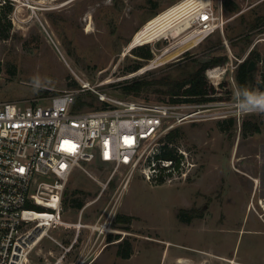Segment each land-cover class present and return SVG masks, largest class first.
<instances>
[{
  "label": "rangeland",
  "instance_id": "1",
  "mask_svg": "<svg viewBox=\"0 0 264 264\" xmlns=\"http://www.w3.org/2000/svg\"><path fill=\"white\" fill-rule=\"evenodd\" d=\"M176 1L0 0V25L11 20L7 34L1 35L0 30V100L43 102L59 91L75 90L76 98L89 101L93 97L92 104H77L78 108L92 109L102 102L81 89L88 81L113 96L165 101L169 95L159 90V84L127 94L121 83L166 73L181 76L211 57L226 56L204 71L213 86L208 118L171 128H176L171 144L190 150L196 162L186 177L149 180L144 162L132 167L94 159L75 165L62 194L63 219L75 220L80 211L81 207L69 203L73 196L84 200L85 221H94L115 203L113 230L90 237L96 251H83L88 239L82 234L79 248L67 252L75 264H264V114H234V87H240L237 66L232 67L251 50L258 52L261 59H253L249 85L250 90H258L264 65V0H213L215 21L222 23L223 31L216 29L172 58L150 66L156 54L188 29L127 44L148 18ZM233 2L237 7L230 9ZM139 44L150 47L151 58L134 53ZM137 62L141 65L131 70ZM221 112L226 115L219 116ZM244 121L248 128L257 125L259 129L245 130ZM183 210L192 213L187 220ZM68 227L58 225L50 231L68 244L72 235ZM123 239L130 243L129 257L117 253ZM49 248L54 254L62 251L44 236L31 254V264L52 261Z\"/></svg>",
  "mask_w": 264,
  "mask_h": 264
},
{
  "label": "built area",
  "instance_id": "2",
  "mask_svg": "<svg viewBox=\"0 0 264 264\" xmlns=\"http://www.w3.org/2000/svg\"><path fill=\"white\" fill-rule=\"evenodd\" d=\"M197 6L187 28L199 29L202 37L216 29L222 32L213 0ZM81 89L94 93L102 104L81 110L75 90L59 91L43 102L0 100V264H31V254L44 236L65 252L82 227L94 238L113 230L114 202L94 221L83 220L82 206L75 220L62 217L65 183L80 162L98 159L132 167L144 162L146 178L157 181L167 175L186 177L196 165L190 150L173 146L166 135L178 123L208 118L210 99L137 100L113 96L88 81ZM168 147L173 148L169 157L162 154ZM58 225L71 228L68 244L51 233ZM47 252L52 254L51 249ZM61 257L48 264H59Z\"/></svg>",
  "mask_w": 264,
  "mask_h": 264
},
{
  "label": "trees",
  "instance_id": "3",
  "mask_svg": "<svg viewBox=\"0 0 264 264\" xmlns=\"http://www.w3.org/2000/svg\"><path fill=\"white\" fill-rule=\"evenodd\" d=\"M224 3H226V0L224 1ZM236 7L237 5L235 2H233V4L229 6L230 9H234ZM10 21H11L10 19L7 20L8 24L6 26L0 25L1 35L7 34L6 30L8 29L10 25ZM252 24H255V23H252ZM133 51L135 54H137L138 56L144 59H149L152 57V51L147 44H139L135 46ZM224 58H226V56L211 57L209 60L200 62L194 70L186 72L181 76L171 77L168 73H166L164 75H161L158 78L154 77L152 79H145L144 77L125 79L121 83V88L123 92L127 94L129 93L136 94V93H140V91L143 90L145 87L151 86L156 83L162 86L161 88H159V90L161 92L167 93L169 95L168 100L170 101L176 100L179 98L190 99V100H203L205 98L211 99L213 96L209 94V91L213 89V86L208 84V81L205 78L204 71L206 69V66L213 65L216 59L221 60ZM253 59L255 61H258L259 59H261L259 53L256 52L255 50H251L249 55L245 59H243L241 62L238 63L237 70H236V79L239 84V87L247 86L249 88V85L252 84L253 70L252 68H249L250 66L249 64H250V61ZM140 65L141 63L137 62L133 64L130 67V69L131 70L136 69ZM257 86H258L259 92H264V65H262L261 67L260 77H259ZM91 98L93 99V97ZM92 99L87 101L85 99L75 98L76 100L75 103L76 105L78 104L79 106L86 104V103L92 104L93 103ZM229 119L230 121H232V118H229ZM246 125H247V121H244L243 127L245 130L248 128ZM248 129L258 130L259 128L257 125H254ZM175 134H176V128L170 130L167 133L166 137L168 139H171L175 136ZM162 154L167 157L172 156L173 148L172 147L166 148L162 152ZM69 203L73 207L80 208L83 205L84 200L83 198L73 196L69 199ZM183 211L187 213L188 210L187 211L183 210ZM183 215L185 219L187 220L190 217V215H192V213L191 214L187 213V215L185 214ZM117 253L121 255L122 257L130 256L131 249H130V243L128 240L126 239L120 240L119 246L117 248Z\"/></svg>",
  "mask_w": 264,
  "mask_h": 264
},
{
  "label": "bare ground",
  "instance_id": "4",
  "mask_svg": "<svg viewBox=\"0 0 264 264\" xmlns=\"http://www.w3.org/2000/svg\"><path fill=\"white\" fill-rule=\"evenodd\" d=\"M205 1L206 0H177L156 15L154 14V16L148 18V20L133 33L127 47L139 42L152 40L158 36H166L173 30L182 32L188 29L180 39H177L172 44L165 47L161 53L156 54L149 62L151 66L172 58L183 50L195 45L201 39L202 32L199 29L189 30V28H187L190 26L189 17L193 15L191 12L195 9V6L198 5V8ZM190 29L193 28L191 27ZM255 179L256 181L258 180L257 178ZM262 206H264V204H262Z\"/></svg>",
  "mask_w": 264,
  "mask_h": 264
},
{
  "label": "clouds",
  "instance_id": "5",
  "mask_svg": "<svg viewBox=\"0 0 264 264\" xmlns=\"http://www.w3.org/2000/svg\"><path fill=\"white\" fill-rule=\"evenodd\" d=\"M234 114H264V92L250 90L247 86L240 87L235 93Z\"/></svg>",
  "mask_w": 264,
  "mask_h": 264
},
{
  "label": "crops",
  "instance_id": "6",
  "mask_svg": "<svg viewBox=\"0 0 264 264\" xmlns=\"http://www.w3.org/2000/svg\"><path fill=\"white\" fill-rule=\"evenodd\" d=\"M84 234V238L85 239H88L85 243V246L83 248V251L86 253V254H91L92 252L94 253L96 251V246H95V243L94 244H91L92 243V240H90V237L92 238V235H89L88 233V229L86 227H82L79 235L77 236L76 240L74 241V243L72 244V246L67 249L65 252L61 251V250H58V252L56 254L52 253V255L54 256V258L60 254H62V257L60 259V263L59 264H75V261H69L68 260V257H67V252H70L72 251V249H74L75 247L79 248V245L78 243L79 242V237L80 235ZM76 244V245H75ZM51 249V248H49ZM52 250V249H51ZM80 250V249H79ZM53 252V251H52ZM48 253V252H47ZM81 254L79 255L78 259L80 258ZM88 256V255H87ZM96 253L94 254V257H96ZM93 257V259H95ZM93 261V260H92ZM91 261V262H92Z\"/></svg>",
  "mask_w": 264,
  "mask_h": 264
},
{
  "label": "water",
  "instance_id": "7",
  "mask_svg": "<svg viewBox=\"0 0 264 264\" xmlns=\"http://www.w3.org/2000/svg\"><path fill=\"white\" fill-rule=\"evenodd\" d=\"M249 65H250L249 68H253V66H254V61L251 60Z\"/></svg>",
  "mask_w": 264,
  "mask_h": 264
}]
</instances>
